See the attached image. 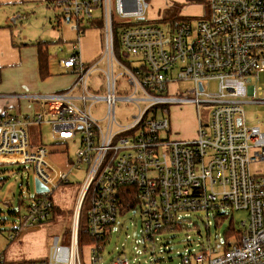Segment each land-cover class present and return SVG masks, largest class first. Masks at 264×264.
Here are the masks:
<instances>
[{
    "label": "built area",
    "instance_id": "1",
    "mask_svg": "<svg viewBox=\"0 0 264 264\" xmlns=\"http://www.w3.org/2000/svg\"><path fill=\"white\" fill-rule=\"evenodd\" d=\"M199 1L200 16L168 22L170 34L157 22L145 20L148 0L49 2L66 21L74 18L80 25L99 20L102 51L97 62L84 64L78 44L72 43L69 56L61 62L75 76L72 90L81 92L78 99L83 110L67 94H59L46 98L34 117L0 116V158L13 156L11 163H30L34 180L47 189L29 198L18 226L8 235L10 242L24 229L33 230L31 235L49 236L45 228L55 216L54 191L68 184L69 174L83 167L86 172L74 202L68 244H60L54 236L48 258L8 262L0 252V264H82L79 219L85 200L86 264H156V255L169 251L165 241L179 234H184L181 264H264V175L250 172L253 163L264 162V132L245 124L242 109L247 97L252 98L250 104H264V99H257L264 91L258 85L264 74V0ZM114 15L134 20L120 28L117 44L125 55L139 57L138 67L126 66L116 56ZM99 63L104 64L106 80L103 98L89 96L87 89V80ZM118 66L124 73L116 71ZM120 74L134 94L143 93L141 101L146 103L128 125L117 122L115 115V83ZM180 80L192 82L189 93L197 110L199 104L212 105L206 122L198 113L196 137L191 141L167 137L164 104L174 101L167 99L168 88ZM212 81L216 82L214 93L206 87ZM88 100L106 103L105 128L86 107ZM42 122L49 125L54 141L78 142L66 172L50 163L45 146L29 142L28 127ZM131 200H135L133 208L127 205ZM130 209H138L141 218L132 262L122 250L102 263L118 214ZM198 212L206 218L209 212L219 220L230 217V227H237L240 235L228 229L219 249L209 239L207 220L208 242L203 243L191 232ZM237 212L244 213L243 219L235 221Z\"/></svg>",
    "mask_w": 264,
    "mask_h": 264
},
{
    "label": "rangeland",
    "instance_id": "2",
    "mask_svg": "<svg viewBox=\"0 0 264 264\" xmlns=\"http://www.w3.org/2000/svg\"><path fill=\"white\" fill-rule=\"evenodd\" d=\"M199 0H148L149 9L147 10L144 18L145 20L155 21L162 28L170 34L167 30L168 22L177 19H196L200 16L201 8L199 7ZM50 19L55 20V28H64L69 25V30L75 35V28L77 20L72 18L66 21L59 16V9H48ZM131 18H120L113 16L114 24V51L119 61L124 65H129L134 68L141 65L138 56L125 55L124 51L118 46L117 39L119 30L123 25L133 22ZM81 24H85L82 22ZM65 39V37H63ZM54 54L50 53L51 61L54 64L59 60H65L68 57V52L65 50L64 45L60 44L55 46ZM100 59V58H99ZM98 59V60H99ZM97 60V61H98ZM96 61V62H97ZM104 64L99 63L96 70H94L87 80V89L89 96H96L103 98L106 94V80L103 74ZM117 72L122 69L118 66ZM121 73H124L123 71ZM261 82L259 86L264 89V74L261 75ZM193 87L191 81H177L169 85L167 99L171 100H190L194 99V95L189 93ZM210 93L216 91V82L212 81L207 86ZM115 96L118 99L115 103V115L117 122L123 125L132 123V117L138 114V108L144 109L146 103L141 101L144 98L143 93L138 90L134 94L133 88L127 84L126 77L120 74L115 83ZM74 96H80L81 92L74 89L72 92ZM88 97V96H87ZM124 98H131L136 101L121 100ZM200 99H205L201 96ZM251 97H247L242 101L245 124L248 127H259L264 132V104H250ZM257 99H264V91L262 97ZM77 109L83 110L84 105L81 101H74L73 103ZM86 107H90V112L94 117L103 118L106 111V103L102 100L86 102ZM165 116L169 122L170 132L176 133L181 136L192 132L198 123V113L201 122H206L209 118L210 109L212 105L199 104V110L193 102H169L164 104ZM161 113V112H160ZM99 125L105 128L104 121L100 120ZM162 137V135H161ZM28 138L31 145L41 142L50 152L48 155L50 163L60 171H67V162L74 157L78 148V142H68L62 144L54 141L50 127L47 124H42L39 127L29 128ZM191 141V140H189ZM86 168L83 167L77 173L68 175V184L60 186L54 191V199L56 205L55 216L51 225L45 229L48 233L52 231L49 236L46 235H30V232H24L18 239V244L13 245L8 238L12 233L13 228L19 224L18 216L25 213L26 207L29 203V198L34 195V174L30 163L23 164H4L0 165V252L5 253L7 260L16 262L23 260H36L48 258L49 249L51 246L52 237L58 236L59 243L68 244L67 235L71 226V218L73 215V206L76 200L79 186L82 184L85 176ZM250 172L253 176L264 175V162H256L250 166ZM21 202V203H20ZM88 202L85 200L81 213H80V230L84 228L86 223V214L88 209ZM60 208L62 214L57 209ZM126 214H118L116 224L114 225L113 234L109 238V243L106 245L103 255L105 259L102 263H108L109 260L115 258L120 251H124L130 262L134 257V248L136 247L135 241L140 238L139 228L141 218L138 209L125 210ZM60 215V217L58 216ZM244 213L237 212L234 214L235 221L243 219ZM56 216H58L56 218ZM215 215L209 212V217L206 218L205 213H199L198 217H193L192 234L195 238L200 239L203 243L208 242V230L206 228L207 220L210 221V235L209 239L212 245L222 248L224 245V236L231 225V218H224L223 220L216 219ZM56 218V219H55ZM237 230V227H236ZM162 238V236H160ZM168 236H165V238ZM184 234H179L167 242L168 250L166 253L157 254L158 262L156 264H181L180 254L184 251V245L181 242ZM164 238V237H163ZM170 238V237H168ZM231 240H233L231 238ZM164 242V241H163ZM81 263L86 264L89 256L87 248L79 247ZM137 264H143L137 263Z\"/></svg>",
    "mask_w": 264,
    "mask_h": 264
},
{
    "label": "crops",
    "instance_id": "3",
    "mask_svg": "<svg viewBox=\"0 0 264 264\" xmlns=\"http://www.w3.org/2000/svg\"><path fill=\"white\" fill-rule=\"evenodd\" d=\"M51 1L0 0V116L7 113L34 117L42 111L46 98L59 94H67L72 104L74 101H80L78 99L80 96L72 95L75 81L72 71L61 66L63 60L55 64L53 60L51 61L50 53L54 54L55 46L63 44L70 54L71 44L77 43L79 56L84 64H91L100 57L102 51L100 30L88 27V23L80 25L77 23L75 35L69 30V25L58 30L59 28H55L57 22L53 23L55 20L50 19L48 9H51L49 7ZM79 26L84 29L79 30ZM38 44H44L48 54L49 76L46 79H41L39 75ZM173 102L191 101L176 99ZM47 118L45 116L44 121ZM94 118L98 121L103 119ZM42 124L47 123L31 125L28 130ZM196 130L197 125L192 132L179 136L169 129L167 137L172 141H189L195 139ZM39 144L43 145L41 142L35 145ZM13 160V156L0 158V165L12 164ZM57 210L61 211L60 208ZM24 232H30L31 235L33 230L24 229L11 244H18V239Z\"/></svg>",
    "mask_w": 264,
    "mask_h": 264
},
{
    "label": "trees",
    "instance_id": "4",
    "mask_svg": "<svg viewBox=\"0 0 264 264\" xmlns=\"http://www.w3.org/2000/svg\"><path fill=\"white\" fill-rule=\"evenodd\" d=\"M88 27L96 28V29L100 30V32H101L102 23L99 20H94V21L88 23ZM78 29H79V27H78ZM82 29H84V27H81V30ZM43 45L44 44H38V67H39L40 78L46 79L49 76V65H48V54L46 53V50H45ZM154 109L155 108H153V111H154ZM121 190H122L121 194H123L124 189H121ZM127 205H129L128 206L129 208H133L135 205V200H131L130 202L127 203ZM60 213H61V211H60ZM229 230L232 231L235 236L240 235L239 230H234L231 227L229 228ZM88 244H89V239L86 237L84 229H81L80 230V237H79V246L83 247V246H86Z\"/></svg>",
    "mask_w": 264,
    "mask_h": 264
},
{
    "label": "water",
    "instance_id": "5",
    "mask_svg": "<svg viewBox=\"0 0 264 264\" xmlns=\"http://www.w3.org/2000/svg\"><path fill=\"white\" fill-rule=\"evenodd\" d=\"M34 187H35V192L36 193H43V192H47V189L45 187H43L39 181L34 180Z\"/></svg>",
    "mask_w": 264,
    "mask_h": 264
}]
</instances>
